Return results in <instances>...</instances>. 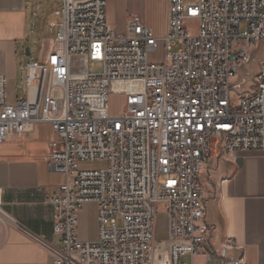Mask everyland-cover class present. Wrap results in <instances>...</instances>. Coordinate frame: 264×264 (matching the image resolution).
<instances>
[{
    "label": "built area",
    "instance_id": "obj_1",
    "mask_svg": "<svg viewBox=\"0 0 264 264\" xmlns=\"http://www.w3.org/2000/svg\"><path fill=\"white\" fill-rule=\"evenodd\" d=\"M55 15L52 51L27 65L26 98L11 103L0 76V144L37 124L56 134L47 161L66 183L47 199L58 237V248H49L54 264H188L183 256L194 264L210 243L200 178L213 141L228 155L264 152V63L236 105L232 90L236 69L264 40V0H169L163 39L139 17L118 33L108 24L107 0H65ZM160 40L166 60L152 65ZM89 63L101 64L102 73H90ZM117 81H141L144 91L129 94L112 117L109 88ZM96 161L106 168L79 170ZM91 204L99 209V236L82 242L80 213ZM161 208L169 249L158 258Z\"/></svg>",
    "mask_w": 264,
    "mask_h": 264
},
{
    "label": "crops",
    "instance_id": "obj_2",
    "mask_svg": "<svg viewBox=\"0 0 264 264\" xmlns=\"http://www.w3.org/2000/svg\"><path fill=\"white\" fill-rule=\"evenodd\" d=\"M64 2L0 0V76L8 80L11 103L26 98L18 97L19 90L26 86L27 74L22 68L25 50L28 57L35 55L33 45H49L52 51L59 28H52L50 23H60L55 13ZM142 2L141 17H135L155 35L160 18L166 33L169 0L160 13L155 0ZM260 51L261 61L251 68ZM31 62L40 61L28 64ZM263 63L264 40L251 49L250 63L236 69V74L243 70L251 75L243 93H251ZM55 139L51 125L37 124L33 132L13 134L0 144V264H54L49 248H58V237L54 233V208L47 199L66 183V176L52 171L47 161ZM200 182L211 236L194 264H225L234 260L264 264V152L228 155L220 141H213L211 158ZM89 206L80 213L78 237L82 242L96 241L99 236V223L97 234L87 230L84 215ZM228 240L233 245L227 246ZM168 249L167 240V247L157 252V257L166 255ZM181 260L191 263L188 256Z\"/></svg>",
    "mask_w": 264,
    "mask_h": 264
},
{
    "label": "rangeland",
    "instance_id": "obj_3",
    "mask_svg": "<svg viewBox=\"0 0 264 264\" xmlns=\"http://www.w3.org/2000/svg\"><path fill=\"white\" fill-rule=\"evenodd\" d=\"M157 3V11L160 13V9L165 6L166 0H155ZM142 0H107V20L108 24L118 33H124L128 25V21L132 17L140 16L142 12ZM161 19L158 18L156 21L157 31L156 37L163 39L165 36V28L161 23ZM189 29L193 33L198 32V26L195 22H190L188 24ZM163 40L159 41L158 48L156 51L151 52L149 56V61L152 65L163 64L166 60V47ZM51 48L49 45H33V51L35 52L34 56H29L27 50L24 52V62L22 68L27 74V64L29 61L37 60L44 62L47 58V54L50 52ZM179 50V47H174L172 52ZM262 51H260L256 56L255 60L251 63V68L258 66L259 61L262 59ZM88 71L92 74H100L103 71V66L101 64L89 63ZM251 80V75L243 70H239L236 74V77L232 80V90H233V104H235L240 97L247 95L243 93L247 84ZM144 91V84L141 81H117L112 82L109 88V111L110 116L118 117L120 116L126 105V99L129 94L140 93ZM27 95L26 86L22 87L18 92L19 98H24ZM107 164L103 161L96 162H85L79 164V170H100L106 168ZM98 206L91 204L85 210L84 220L87 227V230L90 234H97L98 231ZM167 216L164 209L158 211L157 220H156V232L157 238L154 245L155 252L164 250L167 247L168 240V227H167ZM99 233V232H98Z\"/></svg>",
    "mask_w": 264,
    "mask_h": 264
},
{
    "label": "water",
    "instance_id": "obj_4",
    "mask_svg": "<svg viewBox=\"0 0 264 264\" xmlns=\"http://www.w3.org/2000/svg\"><path fill=\"white\" fill-rule=\"evenodd\" d=\"M28 52V51H27Z\"/></svg>",
    "mask_w": 264,
    "mask_h": 264
}]
</instances>
